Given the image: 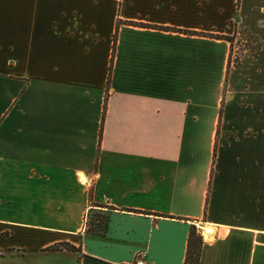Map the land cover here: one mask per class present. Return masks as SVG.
I'll use <instances>...</instances> for the list:
<instances>
[{
	"label": "crops",
	"instance_id": "crops-1",
	"mask_svg": "<svg viewBox=\"0 0 264 264\" xmlns=\"http://www.w3.org/2000/svg\"><path fill=\"white\" fill-rule=\"evenodd\" d=\"M191 226L264 264V0H0V264H183Z\"/></svg>",
	"mask_w": 264,
	"mask_h": 264
},
{
	"label": "trees",
	"instance_id": "trees-1",
	"mask_svg": "<svg viewBox=\"0 0 264 264\" xmlns=\"http://www.w3.org/2000/svg\"><path fill=\"white\" fill-rule=\"evenodd\" d=\"M207 36L215 39H222L232 42L231 37L221 36V35H210ZM114 42L115 35L112 38V52L114 50ZM108 221V216L106 214H102L100 216H96V220H89L87 222L86 232L91 235H102L105 232L106 224ZM67 250V251H78L77 248L71 246L69 244H57L47 248V250ZM202 249V238L196 232L194 226H191L187 236V245L185 251V257L183 264H199V258Z\"/></svg>",
	"mask_w": 264,
	"mask_h": 264
},
{
	"label": "rangeland",
	"instance_id": "rangeland-1",
	"mask_svg": "<svg viewBox=\"0 0 264 264\" xmlns=\"http://www.w3.org/2000/svg\"><path fill=\"white\" fill-rule=\"evenodd\" d=\"M243 40H245V39H243ZM253 45V47H256L257 45H254V44H252ZM246 47V46H250L249 45V43L248 42H245V41H242V40H240V39H238L237 41H236V44H235V48H239V49H241V48H243V47ZM235 52H238L237 51V49L235 50ZM102 214H105V212L103 211V210H101L100 208L98 209V208H93V210L91 211V213L88 215V221L89 220H92V221H94V220H96V216H100V215H102ZM87 221V222H88ZM197 228L198 227H196L195 226V229L197 230ZM198 235H200L199 233H198ZM201 236V235H200Z\"/></svg>",
	"mask_w": 264,
	"mask_h": 264
},
{
	"label": "built area",
	"instance_id": "built-area-1",
	"mask_svg": "<svg viewBox=\"0 0 264 264\" xmlns=\"http://www.w3.org/2000/svg\"><path fill=\"white\" fill-rule=\"evenodd\" d=\"M132 264H149V263L146 259L145 254L143 252H139L135 255Z\"/></svg>",
	"mask_w": 264,
	"mask_h": 264
},
{
	"label": "bare ground",
	"instance_id": "bare-ground-1",
	"mask_svg": "<svg viewBox=\"0 0 264 264\" xmlns=\"http://www.w3.org/2000/svg\"><path fill=\"white\" fill-rule=\"evenodd\" d=\"M211 232H212V231H211V228H206V229L203 231V234H204L205 237H207L208 234L211 233Z\"/></svg>",
	"mask_w": 264,
	"mask_h": 264
}]
</instances>
